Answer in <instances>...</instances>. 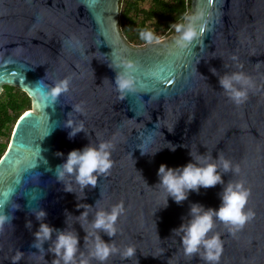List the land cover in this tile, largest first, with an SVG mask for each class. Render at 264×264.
I'll return each mask as SVG.
<instances>
[{
	"label": "water",
	"instance_id": "95a60500",
	"mask_svg": "<svg viewBox=\"0 0 264 264\" xmlns=\"http://www.w3.org/2000/svg\"><path fill=\"white\" fill-rule=\"evenodd\" d=\"M198 14L201 34L188 47L175 45L176 33L134 46L115 23L119 0H0V93L3 84H11L32 99L0 157V200L13 214L12 223L0 229V264H12L17 250L25 253L19 264H51L53 254L32 247L40 223L33 207L44 208L46 222L58 229L67 227L65 210L70 212L68 227L79 233L87 253L86 232L76 218L84 209L77 204L93 206L91 221L97 201L108 210L123 203L115 236L101 235L120 248L135 245L139 264H205L198 255H184L172 230L193 202L218 208L223 185L193 191L182 204L169 197L166 208H159L165 193L156 186L160 164L184 165L190 150L238 164L241 172L225 173V183L242 179L251 190L246 207L254 217L235 234L219 220L212 230L224 242L219 264H264V0H191L186 15ZM212 68L220 75L249 74L256 86L247 101L234 104ZM119 71L129 72L137 85L123 98L114 86ZM165 74L171 85L162 80ZM66 78L68 92L52 101L39 99L42 89ZM69 118L85 126L71 139ZM102 140L114 143L113 166L78 200L56 179L55 168L72 149ZM166 141L176 150L141 154L142 146L151 152ZM15 202L19 209H12ZM136 257L115 254L106 264H137Z\"/></svg>",
	"mask_w": 264,
	"mask_h": 264
},
{
	"label": "clouds",
	"instance_id": "9594fccd",
	"mask_svg": "<svg viewBox=\"0 0 264 264\" xmlns=\"http://www.w3.org/2000/svg\"><path fill=\"white\" fill-rule=\"evenodd\" d=\"M200 15H186L184 22L174 23L175 45L179 48H186L194 42L199 36L198 21ZM116 26L120 27L115 21ZM140 38L148 44L159 42L160 37L152 28H143L139 30ZM110 67H117L110 64ZM126 67H131L127 65ZM211 71L218 75L220 88L223 93L236 105H242L249 97L250 91L255 88L253 78L244 71L225 72L220 75L215 68ZM70 79L66 78L56 82L50 88H44L39 94L41 101L55 100L61 93L68 92L70 89ZM114 86L120 93L121 98L130 92L136 91V82L133 76L127 71H119L115 77ZM74 110L82 112L80 105H75ZM65 127L69 128V138H74L79 132L85 131L83 122L76 123L69 118L65 122ZM151 142L149 137L148 143ZM186 147L185 145H183ZM167 147L175 151L176 144L170 141L157 148L155 151H145L143 146L140 148L141 154L155 155L163 148ZM114 143L111 140H102L99 143L90 142L83 148L72 149L67 153V157L61 164L55 168V177L64 184V190L76 193L78 200H82L86 193L85 189L89 186L95 188L98 184V178L102 174H107L113 166L111 159ZM58 156L65 154L58 151ZM191 160L184 165L170 167L161 163L157 175L159 186L165 193L163 204L159 207H167L169 197L177 204H182L188 199L191 192L199 193L201 188L207 189L216 185H223L220 193L221 203L219 207H206L199 202L190 204L189 213L183 222L172 231L180 237L184 255L194 257L198 255L205 264H219L224 249V242L220 233L213 232L216 221L219 220L229 231L235 234L246 222L250 221L255 212L247 208L250 196V188L246 187L244 180L228 181L225 183L224 174L234 172L239 174L241 168L223 155H204L203 153L194 154L189 151ZM79 187V192L76 188ZM82 193L83 195H81ZM98 204V201H97ZM95 206L94 218L89 221V215L93 211V206L85 203H78L77 208H83L77 220L86 232L85 240L88 244V251L81 250L79 233L73 228L68 227L69 218L73 215L65 210L67 227L58 229L54 225L46 222L47 211L42 207H33L31 212L35 215L37 221H40L37 230L33 233L35 239L32 247L39 251L53 254L51 264H92V260L106 264L108 259L118 254L122 259L136 257L137 248L135 245H127L123 248L118 247L112 241H106L102 238L101 232L109 237L117 233V220L124 214L123 203L115 204L110 210ZM21 206L15 202L12 209H19ZM158 208V209H159ZM6 200H0V229L4 224L12 223L13 214L6 210ZM157 209V210H158ZM85 224L88 227L85 228ZM32 228V221L29 220L26 225ZM49 242L48 248L44 245ZM25 253L17 250L11 257L12 264H19ZM137 264H139L136 257Z\"/></svg>",
	"mask_w": 264,
	"mask_h": 264
},
{
	"label": "trees",
	"instance_id": "16d2710c",
	"mask_svg": "<svg viewBox=\"0 0 264 264\" xmlns=\"http://www.w3.org/2000/svg\"><path fill=\"white\" fill-rule=\"evenodd\" d=\"M190 9L191 0H119V30L128 43L143 45L146 42L140 38L139 30L152 28L159 37L175 33L172 24L184 22ZM31 100L25 90L3 84L0 93V157L9 143L14 123L31 108Z\"/></svg>",
	"mask_w": 264,
	"mask_h": 264
},
{
	"label": "snow or ice",
	"instance_id": "6c2138e0",
	"mask_svg": "<svg viewBox=\"0 0 264 264\" xmlns=\"http://www.w3.org/2000/svg\"><path fill=\"white\" fill-rule=\"evenodd\" d=\"M168 71H171V69H168ZM161 72L163 73L164 70L162 69ZM161 78H162V80H163L165 83H167V84H169V85H171V84L173 83V79H172L171 77L167 76L166 74H165V75H162ZM28 115H29L28 113H25V116H28ZM22 119H23V118H22Z\"/></svg>",
	"mask_w": 264,
	"mask_h": 264
},
{
	"label": "rangeland",
	"instance_id": "374dc122",
	"mask_svg": "<svg viewBox=\"0 0 264 264\" xmlns=\"http://www.w3.org/2000/svg\"><path fill=\"white\" fill-rule=\"evenodd\" d=\"M145 5H148V4H145ZM189 13V12H188ZM187 13V14H188ZM162 37H166V35L165 36H160V38H162ZM133 45V44H132ZM134 46H140V45H134Z\"/></svg>",
	"mask_w": 264,
	"mask_h": 264
}]
</instances>
